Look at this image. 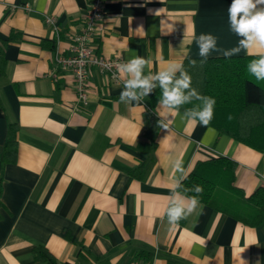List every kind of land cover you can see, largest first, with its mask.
<instances>
[{"label":"crops","instance_id":"1","mask_svg":"<svg viewBox=\"0 0 264 264\" xmlns=\"http://www.w3.org/2000/svg\"><path fill=\"white\" fill-rule=\"evenodd\" d=\"M232 2L107 0L97 53L121 57L124 65L143 58L144 79L171 63L205 59L198 40L210 35L216 44L206 59L241 58L239 73L264 90V80L249 68L260 55L249 54L240 45L245 37L231 27ZM86 5L0 0V40L6 42L0 154L10 125L17 140L13 160H0V264H38L32 256L38 247L58 264H264V221L250 227L202 203L176 225L167 217L174 196L190 200L177 186L199 161L233 160L234 186L245 196L264 187V151L244 145L264 141V130L242 131L258 122L233 116L223 122L234 128L233 137L189 123L194 118L161 102L149 109L146 102L161 85L154 78L146 95L136 88L139 99L121 101L132 78L122 68L118 81L93 68L87 101H78L71 72L55 67L53 56L69 54ZM146 115L155 131L150 152Z\"/></svg>","mask_w":264,"mask_h":264},{"label":"trees","instance_id":"2","mask_svg":"<svg viewBox=\"0 0 264 264\" xmlns=\"http://www.w3.org/2000/svg\"><path fill=\"white\" fill-rule=\"evenodd\" d=\"M5 41L0 40V71H3V50ZM191 61H195V66ZM241 58H210L188 59L182 63V68L173 76L181 78V72L191 77V85L183 89L184 95L195 90L197 95L174 109L193 117L192 113L202 110L204 97H212L216 103L213 106V117L209 123L220 132H226L237 137L233 127L223 123L228 122L229 115L236 116L246 122H258L254 126H244L240 129L259 131L264 130V90L247 78H243L238 67ZM172 87V85H169ZM200 97V98H197ZM164 89L157 87L149 96L146 105L149 109L163 101ZM145 131L149 138L148 151L155 145V131L150 129L147 115L144 118ZM248 124V123H247ZM253 124V123H252ZM208 125V126H209ZM3 145L0 160L2 163L11 162L16 153V126H9ZM258 139V137H248ZM247 145L258 151H264V141H248ZM236 163L226 157H215L196 162L192 170L178 184L177 191L187 198L196 197L197 185L202 186L203 193L200 203L233 217L244 225L254 227L264 221V187H258L252 194L245 196L234 186ZM32 256L38 264H58L52 255L44 248L38 247L32 251Z\"/></svg>","mask_w":264,"mask_h":264},{"label":"clouds","instance_id":"3","mask_svg":"<svg viewBox=\"0 0 264 264\" xmlns=\"http://www.w3.org/2000/svg\"><path fill=\"white\" fill-rule=\"evenodd\" d=\"M257 5H264V0H233L229 6V19L230 24L238 35L245 37L240 41V45L249 51V54L260 55L259 60H254L250 63V72L255 75L257 80H264V9L257 10ZM216 41L210 35L201 34L198 40L199 55L207 58L210 50L215 48ZM234 52L239 49H234ZM231 52H225V56H230ZM146 61L143 58L136 57L128 64L123 65L122 69L132 75V78L126 82V90L121 95V101L125 97L130 100L139 99L133 89H142L140 96L146 95L153 87L150 84L151 79H158L164 89L163 105L173 108L181 105L187 101L191 96L197 95L195 90L184 95L183 89L190 88L191 77L181 72V78L175 80L173 84V76L177 69H181L182 65L178 63H171L168 65L166 71H162L156 77L140 78V69ZM195 66V61H191ZM172 85V87H169ZM200 98V97H197ZM204 107L202 110L193 112L192 115L195 119L189 123H199L207 127L213 117V106L216 101L212 97H204ZM233 117L229 115L228 119ZM161 127L167 129L168 125L161 123ZM181 162L177 160L176 166L179 168ZM196 193L200 194L196 197H191L189 201H185L179 196H174L172 206L167 210L168 222L171 225H176L179 220L185 219L187 215H191L197 208H200V199L203 193L202 186L197 185L195 188Z\"/></svg>","mask_w":264,"mask_h":264},{"label":"built area","instance_id":"4","mask_svg":"<svg viewBox=\"0 0 264 264\" xmlns=\"http://www.w3.org/2000/svg\"><path fill=\"white\" fill-rule=\"evenodd\" d=\"M83 26L73 37L69 47V54L59 52L53 56L54 66L61 70H68L74 78V89L78 101H87L88 77L93 68L113 81H118V72L124 65L121 57L105 58L96 50L95 37L97 26L104 17L107 0H86ZM47 24L55 28L52 18L46 19Z\"/></svg>","mask_w":264,"mask_h":264}]
</instances>
